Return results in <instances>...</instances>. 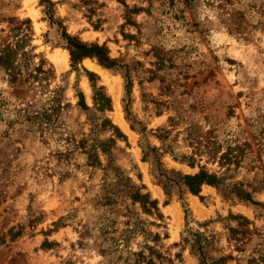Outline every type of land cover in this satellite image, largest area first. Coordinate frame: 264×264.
Wrapping results in <instances>:
<instances>
[{"label":"rangeland","instance_id":"374dc122","mask_svg":"<svg viewBox=\"0 0 264 264\" xmlns=\"http://www.w3.org/2000/svg\"><path fill=\"white\" fill-rule=\"evenodd\" d=\"M51 1L54 24L39 0H0V50L19 47L25 78L27 64L53 69L48 79L14 85L0 68V264H134L150 247L163 264H199L195 233L214 236L213 256L233 249L230 214L252 221L253 246L264 250V0ZM233 13L243 15L239 31ZM60 24L106 45L119 66L92 58L71 66ZM88 72L127 137L113 164L157 200L159 215L122 194L109 203L118 194L114 171L88 166L67 142L90 131L79 106L81 93L93 105ZM55 93L60 122L44 142L20 111L48 107ZM199 166L222 184L191 193L181 177Z\"/></svg>","mask_w":264,"mask_h":264},{"label":"trees","instance_id":"16d2710c","mask_svg":"<svg viewBox=\"0 0 264 264\" xmlns=\"http://www.w3.org/2000/svg\"><path fill=\"white\" fill-rule=\"evenodd\" d=\"M41 5L45 6V12L48 14L52 24L54 20V3L51 0H39ZM241 13H233L230 18V25L236 31L241 29ZM61 25V24H60ZM61 37L64 41L65 48L69 51L71 66H75L82 62L85 58L95 59L99 65L112 69L119 66L117 60L110 57V53L106 45L98 43H87L82 41L78 36H73L67 33L62 26ZM19 47H14L12 44L5 45L0 50V68L4 69L11 76L10 81L15 84H21L28 78H33L37 81L48 79L53 73V69L45 68V62H38L32 69L29 70L27 64V78L22 70L20 62H15ZM89 80L92 83L93 89V105L88 106L84 101L83 94H79V106L86 113L87 122L90 125V131L83 134L80 139L76 137L67 138V142H74V148L80 149V152L86 155L87 165L93 168H102L107 171H114L117 181L116 195L109 197L107 201L116 205V198L122 194L123 198L128 200V205L135 207L139 205L142 210L149 214H158V202L152 199L149 192L145 191L143 185L133 183L132 179L125 175L115 164H113V151L118 146V141H127L126 135L121 129L112 122L107 113L112 110L111 97L106 93L103 86H97L96 74L88 72ZM52 102L48 107H42L34 110L33 105L31 111L24 109L20 111V116H25L24 121L32 125L33 130L39 132L45 142V132L47 129L52 130L55 123L60 122V101L56 93L52 97ZM108 134V136H104ZM74 150V149H73ZM71 149L65 150L66 158L70 157L73 152ZM107 159V164H103L102 158ZM225 158V155L221 156ZM189 165L195 166L193 157L189 158ZM182 185H184L191 193L199 194L203 185L219 186L222 184L221 177L216 173L208 171L204 166H199V171L194 174H185L181 177ZM237 196L245 201L256 203L252 200L249 193L236 188ZM230 217L235 220V225L228 226L227 241L232 243L233 249L227 254H219L213 256L211 251L214 247V236H206L202 232L195 233L196 253L199 258V264H229L230 261H235L237 264H264V250L260 245H254V240L258 234V230L253 227L250 219L243 215H232ZM128 224V222H127ZM132 229V228H129ZM130 231V230H129ZM157 238V235H154ZM50 243L45 241L43 246L48 247ZM248 247L250 251L248 252ZM134 264H163L164 257L153 247L149 248V253L139 251L134 254Z\"/></svg>","mask_w":264,"mask_h":264},{"label":"bare ground","instance_id":"6f19581e","mask_svg":"<svg viewBox=\"0 0 264 264\" xmlns=\"http://www.w3.org/2000/svg\"><path fill=\"white\" fill-rule=\"evenodd\" d=\"M63 58L65 59V55H63Z\"/></svg>","mask_w":264,"mask_h":264}]
</instances>
